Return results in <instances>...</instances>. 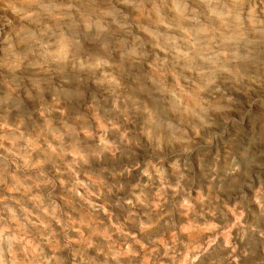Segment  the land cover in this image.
Instances as JSON below:
<instances>
[{"label":"rangeland","instance_id":"rangeland-1","mask_svg":"<svg viewBox=\"0 0 264 264\" xmlns=\"http://www.w3.org/2000/svg\"><path fill=\"white\" fill-rule=\"evenodd\" d=\"M234 9L201 52L202 0H0L5 264H264V0Z\"/></svg>","mask_w":264,"mask_h":264},{"label":"clouds","instance_id":"clouds-1","mask_svg":"<svg viewBox=\"0 0 264 264\" xmlns=\"http://www.w3.org/2000/svg\"><path fill=\"white\" fill-rule=\"evenodd\" d=\"M32 3H39V0H31ZM202 2L205 4L207 13L210 17L215 18L219 22L218 28L213 32L212 30H203V29H195V33L197 38L193 39L192 46L197 48V50L201 52H210L212 51L211 45L214 43L216 39L217 34L220 33V29L227 28L229 25L230 20L235 17V20L237 22L240 21L241 13L239 11H235L234 5L236 3V0H202ZM60 9L57 7V12H59ZM190 39H191V33ZM219 55L221 56H227V52H220ZM215 69V66H213L212 69H201L199 70L195 75L199 76L202 74L210 73ZM179 89V85H178ZM173 95L177 97V99L180 98V93L173 92ZM9 213V220H8V227L0 228V237H3L4 239L14 240L17 242H24L28 243L26 240V237L24 235H21L24 225L22 224L21 220L16 216V213L11 209H7ZM26 212H28V216H25V220H28L29 216L34 215L29 210L25 209ZM42 211L45 215H53V213H49L47 208H43ZM30 223H37L39 222L41 226H44V222L40 220V218L37 216L35 220L29 221ZM5 232H11V236H4ZM0 264H5V261L3 259L2 253H0Z\"/></svg>","mask_w":264,"mask_h":264},{"label":"bare ground","instance_id":"bare-ground-1","mask_svg":"<svg viewBox=\"0 0 264 264\" xmlns=\"http://www.w3.org/2000/svg\"><path fill=\"white\" fill-rule=\"evenodd\" d=\"M80 1V0H79ZM78 3V2H77ZM121 4V3H120ZM89 5V4H88ZM186 5V4H185ZM82 6H83V4H82ZM90 6V5H89ZM81 7V6H80ZM183 7V6H182ZM85 8V7H84ZM83 8V9H84ZM86 8H88V7H86ZM105 9V8H104ZM176 9V8H175ZM192 9V8H191ZM183 10V9H182ZM86 11V10H85ZM9 12V11H8ZM126 12V11H125ZM124 12V13H125ZM205 12V11H204ZM82 13V12H81ZM188 13V12H187ZM192 13V12H191ZM4 15H7V14H3V13H0V17L1 18H3L4 17ZM11 15V14H10ZM199 15V14H198ZM19 17V16H18ZM251 17V16H250ZM20 18V17H19ZM18 18V19H19ZM23 19V18H22ZM172 19V18H171ZM209 19V18H208ZM22 21V20H21ZM28 21V20H27ZM125 22V21H124ZM163 24V23H162ZM250 24V23H249ZM22 25V24H21ZM177 25H178V23H177ZM6 26V25H5ZM231 26V25H230ZM162 27V26H161ZM242 27H243V25H242ZM169 28V27H168ZM173 28V27H172ZM189 28V27H188ZM186 29V28H185ZM252 29V28H251ZM6 30V29H5ZM35 30V29H34ZM254 30V29H253ZM196 35V34H195ZM232 35H235V34H232ZM218 37V36H217ZM196 38V37H195ZM222 40V39H221ZM234 41H236V40H234ZM254 41V40H253ZM1 42V41H0ZM48 42V41H47ZM60 42V41H59ZM67 42V41H66ZM215 42V41H214ZM229 42V41H228ZM222 44H223V42H222ZM51 45V44H50ZM215 45V44H214ZM186 46V45H185ZM51 47V46H50ZM215 47V46H214ZM233 47V46H232ZM236 48V47H235ZM186 49V48H185ZM237 50V49H236ZM195 51V50H194ZM217 51V50H216ZM239 52V51H238ZM231 53V52H230ZM182 54V53H181ZM219 54V53H218ZM186 55V54H185ZM190 56V55H189ZM202 56V55H201ZM244 58V57H243ZM201 59V58H200ZM227 59V58H226ZM239 59V58H238ZM41 60V59H40ZM207 60V59H206ZM205 61V60H204ZM210 61V60H209ZM219 62V61H218ZM230 62V61H229ZM210 63V62H209ZM0 64H1V62H0ZM137 64H139V63H137ZM176 66V65H175ZM4 67V66H3ZM71 68V67H70ZM225 70V69H224ZM190 72V71H189ZM153 81V80H152ZM110 84V83H109ZM158 92V91H157ZM4 93V92H3ZM167 98V97H166ZM171 100V99H170ZM164 102V101H163ZM7 103V102H6ZM173 105V104H172ZM9 109V108H8ZM168 110V109H167ZM178 119V118H177ZM179 120V119H178ZM185 123V122H184ZM47 126V125H46ZM42 135V134H41ZM46 135V134H45ZM49 137V136H48ZM44 141V140H43ZM12 143V142H11ZM39 146V145H38ZM60 146V145H59ZM66 148V147H65ZM100 150V149H99ZM40 151V150H39ZM58 155V154H57ZM59 156V155H58ZM47 158V157H46ZM60 158V157H59ZM41 163V162H40ZM57 165V164H56ZM41 166V165H40ZM30 186H31V184H30ZM40 187V186H39ZM73 188V187H72ZM68 197V196H67ZM80 204V203H79ZM90 204V203H89ZM91 205V204H90ZM83 210V209H82ZM23 214V213H22ZM41 214V213H40ZM15 247V246H14ZM19 247H20V245H19ZM23 255V254H22ZM117 259V258H116Z\"/></svg>","mask_w":264,"mask_h":264}]
</instances>
